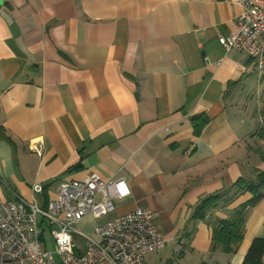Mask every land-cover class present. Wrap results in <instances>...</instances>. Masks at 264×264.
Here are the masks:
<instances>
[{"label": "crops", "instance_id": "0c3cea01", "mask_svg": "<svg viewBox=\"0 0 264 264\" xmlns=\"http://www.w3.org/2000/svg\"><path fill=\"white\" fill-rule=\"evenodd\" d=\"M241 12L234 0H0V202L44 206L90 172L123 179L106 219L150 209L171 250L158 264H242L264 239V183L236 250H212L215 227L253 197L237 182L264 173V71L218 42Z\"/></svg>", "mask_w": 264, "mask_h": 264}, {"label": "built area", "instance_id": "2783aa9c", "mask_svg": "<svg viewBox=\"0 0 264 264\" xmlns=\"http://www.w3.org/2000/svg\"><path fill=\"white\" fill-rule=\"evenodd\" d=\"M234 1L242 12L234 31L218 42L227 52L248 55L263 72L264 0ZM31 149L40 154L35 145ZM32 190L39 194L43 188L36 183ZM128 194L123 179L105 180L90 172L83 180L59 184L55 197L44 206L24 200L0 202V264H144V256L158 253L167 241L150 209L137 207L106 219ZM88 217L95 222L106 220L86 234L75 227ZM45 232L53 251L47 250Z\"/></svg>", "mask_w": 264, "mask_h": 264}, {"label": "trees", "instance_id": "16d2710c", "mask_svg": "<svg viewBox=\"0 0 264 264\" xmlns=\"http://www.w3.org/2000/svg\"><path fill=\"white\" fill-rule=\"evenodd\" d=\"M261 117L262 125L259 130L258 136L260 139L264 140V102L261 108ZM259 157L261 161L264 162V145L259 152ZM256 180V183L250 184H247L243 180H239L237 182L238 193L242 191H250L253 193V197L247 204H243L237 210H235L232 217L228 221H222L215 227L212 235V250L221 248L225 253H233L239 243L242 241L244 235V221L246 210L248 209V207L254 206L262 197V195L258 193L257 189L264 183V173L259 172ZM217 198L218 197H212L210 199H207V204L210 205L211 201H213L214 204L215 199ZM263 252L264 239L253 240L247 251V254L244 257L242 264H262L261 259Z\"/></svg>", "mask_w": 264, "mask_h": 264}, {"label": "rangeland", "instance_id": "374dc122", "mask_svg": "<svg viewBox=\"0 0 264 264\" xmlns=\"http://www.w3.org/2000/svg\"><path fill=\"white\" fill-rule=\"evenodd\" d=\"M75 228L77 230L83 232V233L90 234V229H89L87 223H85V220L82 223H80L78 226H76ZM44 236H45V239L47 241V250L53 251V243L51 241V238H50L48 232H45ZM77 240H78V242H82V244H83V241L81 239L78 238ZM163 249L161 251H159L158 253L147 254L145 256V263H147V264L157 263L158 264L160 258L162 259L163 257H165V258L168 257V255L171 253V250H167V249L163 250ZM173 260H175V261H173V264L174 263L175 264H198L199 263L198 259H196V257H194L192 255H188L183 259L182 258L181 259L175 258Z\"/></svg>", "mask_w": 264, "mask_h": 264}]
</instances>
